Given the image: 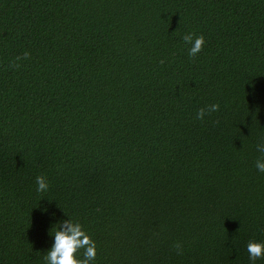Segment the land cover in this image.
Wrapping results in <instances>:
<instances>
[{
	"label": "trees",
	"instance_id": "1",
	"mask_svg": "<svg viewBox=\"0 0 264 264\" xmlns=\"http://www.w3.org/2000/svg\"><path fill=\"white\" fill-rule=\"evenodd\" d=\"M258 144L264 0H0V264H45L68 219L90 264H251Z\"/></svg>",
	"mask_w": 264,
	"mask_h": 264
},
{
	"label": "clouds",
	"instance_id": "2",
	"mask_svg": "<svg viewBox=\"0 0 264 264\" xmlns=\"http://www.w3.org/2000/svg\"><path fill=\"white\" fill-rule=\"evenodd\" d=\"M183 41L188 47V55L195 58L202 52L205 39L203 35L196 36L193 33H187L183 36ZM30 52L25 51L22 55L15 57L9 67L18 69L20 62L30 58ZM161 64L164 60L160 61ZM220 109L218 103L201 107L196 113V119L203 121L206 115L217 112ZM257 150L262 153V157L255 163L256 169L264 173V144H258ZM37 192L44 193L49 189V182L44 175L36 177ZM54 236V243L50 250L44 256L45 264H90L96 258V243L83 230V227L78 222H73L71 219L62 221L59 225L51 230ZM174 248L177 254H182V244L176 242ZM83 250L82 258H77V253ZM246 250L251 264L259 259H264V243L250 240L247 243Z\"/></svg>",
	"mask_w": 264,
	"mask_h": 264
}]
</instances>
